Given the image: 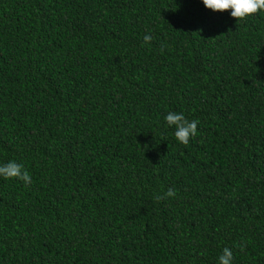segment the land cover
Returning <instances> with one entry per match:
<instances>
[{
  "label": "trees",
  "instance_id": "obj_1",
  "mask_svg": "<svg viewBox=\"0 0 264 264\" xmlns=\"http://www.w3.org/2000/svg\"><path fill=\"white\" fill-rule=\"evenodd\" d=\"M169 112L199 121L188 145ZM9 161L31 184L0 177V264H218L225 247L264 264V11L0 0Z\"/></svg>",
  "mask_w": 264,
  "mask_h": 264
},
{
  "label": "clouds",
  "instance_id": "obj_2",
  "mask_svg": "<svg viewBox=\"0 0 264 264\" xmlns=\"http://www.w3.org/2000/svg\"><path fill=\"white\" fill-rule=\"evenodd\" d=\"M203 5L214 12H223L230 10L231 17L238 20L246 19L247 17L264 11V0H202ZM144 43H149L152 40L150 35H145ZM165 121L168 126H174L175 139L182 145H188L190 139L196 135L198 120L189 121L181 113L169 112L165 116ZM0 177L5 180L18 179L24 182L25 186L31 184V177L24 166L15 161H9L6 164L0 165ZM174 189H168L167 192L161 196L157 194L154 199L161 201L165 198L175 197ZM232 251L225 247L222 254L218 258V264H232Z\"/></svg>",
  "mask_w": 264,
  "mask_h": 264
}]
</instances>
